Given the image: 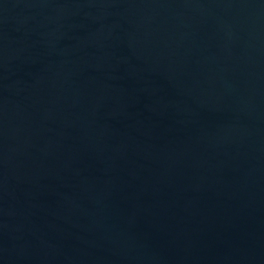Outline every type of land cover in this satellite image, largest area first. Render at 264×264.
I'll list each match as a JSON object with an SVG mask.
<instances>
[{"label":"water","instance_id":"1","mask_svg":"<svg viewBox=\"0 0 264 264\" xmlns=\"http://www.w3.org/2000/svg\"><path fill=\"white\" fill-rule=\"evenodd\" d=\"M0 264H264V0H0Z\"/></svg>","mask_w":264,"mask_h":264}]
</instances>
